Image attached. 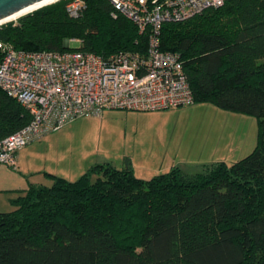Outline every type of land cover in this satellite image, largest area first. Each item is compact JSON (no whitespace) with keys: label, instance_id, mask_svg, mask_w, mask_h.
<instances>
[{"label":"trees","instance_id":"16d2710c","mask_svg":"<svg viewBox=\"0 0 264 264\" xmlns=\"http://www.w3.org/2000/svg\"><path fill=\"white\" fill-rule=\"evenodd\" d=\"M83 1L75 18L57 0L1 24L0 42L26 51H146L147 32L113 16L107 0ZM159 40L179 54L193 104L257 118L254 149L230 164L195 173L175 165L150 179L130 163H95L73 181L45 172L50 185L29 183L12 210L0 211V264H264V0H226L163 23ZM30 119L0 89V140Z\"/></svg>","mask_w":264,"mask_h":264},{"label":"built area","instance_id":"2783aa9c","mask_svg":"<svg viewBox=\"0 0 264 264\" xmlns=\"http://www.w3.org/2000/svg\"><path fill=\"white\" fill-rule=\"evenodd\" d=\"M107 1L113 16L122 14L139 32H147L144 53L26 51L0 42V89L31 114L28 124L0 140V164L15 168L19 149L79 117L100 116L106 109L151 111L193 103L179 54L160 49L159 30L163 23L188 19L226 0ZM84 8L83 0L65 4L73 18Z\"/></svg>","mask_w":264,"mask_h":264},{"label":"rangeland","instance_id":"374dc122","mask_svg":"<svg viewBox=\"0 0 264 264\" xmlns=\"http://www.w3.org/2000/svg\"><path fill=\"white\" fill-rule=\"evenodd\" d=\"M69 44L75 46L77 42ZM73 121L76 123H67L49 133L54 135L50 140L43 141L45 135L19 149L15 168L0 164V211L13 208L17 187L24 180L50 185L52 182L34 171L51 170L54 158L61 154L65 156L63 163L72 165V173L59 175L69 181L101 162L117 168L131 162L136 177L150 179L175 165L195 173L202 171L205 164L233 163L254 149L258 132L255 116L211 103L151 111L108 109L100 116H83ZM32 150H50L54 158L45 159L32 154Z\"/></svg>","mask_w":264,"mask_h":264},{"label":"crops","instance_id":"0c3cea01","mask_svg":"<svg viewBox=\"0 0 264 264\" xmlns=\"http://www.w3.org/2000/svg\"><path fill=\"white\" fill-rule=\"evenodd\" d=\"M106 110H108V109H106ZM105 111V110H104ZM103 111V112H104ZM103 114V113H102ZM101 114V115H102ZM76 121V120H75ZM75 121H72V122H70V123H68V124H73V123H76ZM57 131V130H56ZM47 135H49V134H47ZM45 136L42 140L43 141H48V140H50L52 137H54V135H49V136ZM56 135V134H55ZM34 147V146H33ZM22 150V149H21ZM49 151L50 150H32V154L34 153V154H40L43 158H45V159H49V160H53V158L54 157H52V155L51 154H49ZM59 151V150H58ZM59 156H61V157H56V158H54L55 160H56V162L53 164V166H52V169L51 170H46V169H38V170H36V171H34L35 173H37V174H42V176L44 177V178H46L47 179V181L49 180L50 182H52V180H51V178L50 177H48L46 174H45V172H48V173H51V174H55V175H57V176H60L59 174H61L62 172H66V171H69V168H70V170H71V168H72V165L70 166L69 164L68 165H66V164H64L65 163V156L64 155H59ZM16 157L18 158L19 157V151L18 152H16ZM20 158V157H19ZM64 162V163H63ZM130 164H131V162H130ZM172 167V166H171ZM170 167V168H171ZM132 168H133V173H134V167H133V165H132ZM56 170V171H55ZM60 172V173H59ZM69 173H72V171H69ZM64 174V173H63ZM82 174V173H81ZM80 174V175H81ZM63 176V175H62ZM61 176V177H62ZM34 181H31V180H24V182H23V185H19V187H17V189L18 190H22V189H25V188H27V186H28V184L29 183H33ZM34 184H35V182H34ZM43 185H45V184H43ZM19 194V191H18V193H17V195ZM13 206V205H12ZM14 208V207H13ZM12 208V209H13ZM12 209H9V211L10 210H12Z\"/></svg>","mask_w":264,"mask_h":264},{"label":"water","instance_id":"95a60500","mask_svg":"<svg viewBox=\"0 0 264 264\" xmlns=\"http://www.w3.org/2000/svg\"><path fill=\"white\" fill-rule=\"evenodd\" d=\"M39 1L42 0H0V20Z\"/></svg>","mask_w":264,"mask_h":264},{"label":"bare ground","instance_id":"6f19581e","mask_svg":"<svg viewBox=\"0 0 264 264\" xmlns=\"http://www.w3.org/2000/svg\"><path fill=\"white\" fill-rule=\"evenodd\" d=\"M53 1H54V0H42V1H39V2H37V3H34V4L30 5V6H28V7L24 8V9H22L21 11H18V12H16V13H14V14H12V15L6 17V18H4V19H1V20H0V24H1V23H4V22H7V21H9V20H12V19H14V18H17L18 16L24 15V14H26V13H28V12H31V11H33V10H35V9H38V8L42 7V6H45V5H47V4H50V3L53 2Z\"/></svg>","mask_w":264,"mask_h":264}]
</instances>
